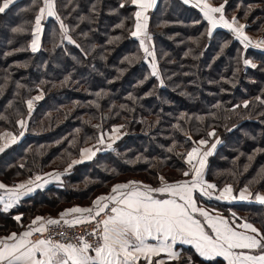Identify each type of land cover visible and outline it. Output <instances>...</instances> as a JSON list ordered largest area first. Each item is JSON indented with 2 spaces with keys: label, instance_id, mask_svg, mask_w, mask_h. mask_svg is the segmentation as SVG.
<instances>
[{
  "label": "trees",
  "instance_id": "trees-1",
  "mask_svg": "<svg viewBox=\"0 0 264 264\" xmlns=\"http://www.w3.org/2000/svg\"><path fill=\"white\" fill-rule=\"evenodd\" d=\"M212 2L264 38V0ZM40 7L43 0H14L0 13V143L5 133L23 130L18 121L27 126L21 141L0 155V182L13 186L64 172L117 125L121 137L72 167L61 184L9 212L0 204V237L24 230L37 216L89 207L118 183L136 179L157 187L161 176L169 183L188 178L187 153L217 138L204 171L216 189L211 198L196 193V201L264 233V204L215 199L227 185L264 195V53L246 50L223 29L209 35L201 11L184 0H158L147 26L158 79L131 35L137 10L131 0H55L59 19L43 21L41 47L33 52ZM40 94L30 111L28 101ZM180 251L164 264H225L189 247Z\"/></svg>",
  "mask_w": 264,
  "mask_h": 264
},
{
  "label": "snow or ice",
  "instance_id": "snow-or-ice-1",
  "mask_svg": "<svg viewBox=\"0 0 264 264\" xmlns=\"http://www.w3.org/2000/svg\"><path fill=\"white\" fill-rule=\"evenodd\" d=\"M13 2L14 0H2L0 13H4ZM131 3L139 7L134 14L136 23L131 35L139 40L147 56L154 57V52L150 51L145 43V38L150 39L147 36L145 13L155 0H131ZM184 3H189V0H184ZM195 6L200 8L212 28L218 25L228 28L245 48L251 44L244 34V25L234 27L238 23L235 17L231 22L225 19L223 4L213 7L207 0H195ZM217 13L220 14L218 19L215 15ZM45 16H56L55 0H43V7L39 8L35 16L31 41L33 52L40 47L42 20ZM56 18L59 19L58 16ZM61 27H64L63 23ZM66 31L65 29V38L74 43L66 35ZM255 46L259 47V45ZM244 63L249 62L245 60ZM152 69L151 75L158 76L155 64L152 65ZM40 98L36 97L37 100ZM28 107L31 111V100L28 101ZM18 123L21 128L25 127L23 120ZM6 135L11 136L10 133ZM20 135L22 136L23 132ZM16 139L17 137L12 136L11 142L15 143ZM199 143L203 145L206 141L201 140ZM4 147H7V144ZM4 147H0V152L4 150ZM212 147L215 148V145ZM84 153H90L88 159L95 155L91 149H83L82 155ZM210 155H212L211 151L201 155L197 147H193L187 153L186 163L190 165L191 180L168 183L161 176L159 187L137 181L118 183L111 188L109 194L97 197L92 202V207L77 206L65 209L59 214L58 219L37 216L26 231L19 234L13 232L6 237H0V264H139L142 258L147 264H153L152 258L160 256L161 253L167 254L171 259L178 258V254L173 251V246L177 242L193 245L199 256L207 260L222 257L227 264H264V233H260L251 223L235 224L197 206L194 192L199 191L202 196L211 198L209 190L216 189L215 184L208 183L204 179L206 158ZM79 162L73 161V163ZM189 174L188 171L183 173L184 176ZM48 175L58 181L62 174L49 173ZM40 180L41 177L37 176L36 181ZM48 182L47 180L43 183L29 181L28 184H19L13 188L0 183V189L5 190V195H0V203L4 205L3 210L7 212L20 201L21 197L32 193L37 188H43ZM246 192L247 195H245ZM156 194L167 198H158ZM252 195L245 188L240 191L238 197L234 196L232 186L227 185L220 190L215 199L247 200ZM255 199L264 204V195L257 193ZM102 214L103 219L97 220L96 218ZM197 214L203 218V221L197 218ZM14 219L19 222L21 217L16 216ZM93 221H96V227L88 234L97 237L95 245L89 243L84 236L76 238L78 243H72L70 240L61 242L51 238L31 239L34 233H40L43 236L48 226L60 225L61 222L69 227H75ZM248 232L255 235L247 234ZM65 240L68 238L65 237ZM149 241H155V243ZM156 264H164V261L158 260Z\"/></svg>",
  "mask_w": 264,
  "mask_h": 264
},
{
  "label": "crops",
  "instance_id": "crops-1",
  "mask_svg": "<svg viewBox=\"0 0 264 264\" xmlns=\"http://www.w3.org/2000/svg\"><path fill=\"white\" fill-rule=\"evenodd\" d=\"M156 2H158V0H156ZM154 3L150 8H152V11L155 9V7H156V5H157V3ZM207 2L211 5V6H213V7H218V6H216L213 2H212V0H207ZM188 4H190V5H193L194 7H196L195 6V0L194 1H189V3ZM154 5H155V7H154ZM134 6H136L137 8H138V6L137 5H134ZM198 10H200V8H198V7H196ZM149 9V8H148ZM148 12V10L146 11V13ZM202 13V12H201ZM203 14V13H202ZM223 14H224V12H223ZM216 15V17H217V19L219 18V13H217V14H215ZM224 17H225V19H227L228 21H232V19L233 18H231V19H229V18H227L226 16H225V14H224ZM48 17L47 16H45V18L42 20V32H43V21L45 20V19H47ZM49 18H56V16H53V17H49ZM236 21L238 22V23H236L235 25H234V27H239V25H244L245 27H244V29H243V31H244V34L249 38V40L251 41V44L247 47V48H245L244 47V45L239 41V40H237L238 42H240V44L241 45H243V47L246 49V50H248V49H253V50H256V51H259V52H263L264 53V43H262V42H264V38H259V37H254V36H252V35H250L249 33H247L246 32V25L244 24V23H241L240 21H238L237 19H236ZM208 22V21H207ZM209 24V23H208ZM209 26H210V29H211V34L212 33H214L216 30H220V29H223V30H226V31H229L230 33H232L233 34V36L236 38V36H235V34L232 32V31H230L228 28H225V27H222V26H217L216 28H212V26L209 24ZM42 32L40 33V47H41V37H42ZM255 45H259V47H256ZM40 47H39V49H40ZM38 49V50H39ZM37 50V51H38ZM249 63H248V66H254V63L253 62H251L250 60H247ZM38 97H41L40 99H36V102L34 101L33 103H32V109H31V111H34V109H35V106H36V104H37V102H40L42 99H43V96L40 94ZM26 125V124H25ZM28 125V124H27ZM26 127L27 126H25L24 128H23V130L21 131V132H23V135H24V133H25V129H26ZM20 132V133H21ZM20 133L19 134H15V133H10L11 134V136H9V135H6L7 133H5L3 136H2V141H1V143H0V147H4V145H6L7 144V147H4V150L2 151V152H0V155L4 152V151H6L8 148H10L11 146H13V145H16L17 143H19L20 141H21V139L23 138V135L21 136L20 135ZM120 134V133H119ZM107 135L108 134H105V135H103L100 139H102V144H104V139H105V136H106V138H107ZM12 136H15V137H17V139H16V141H15V143H12L11 142V138H12ZM120 137H118V138H116L114 141H112L111 143H110V147L109 146H103L102 148H97L96 146H90V147H88V148H85V149H91L92 150V152H94L95 153V155H92V157H91V159H88L87 157L90 155V153H84L83 155H82V153H81V157L78 159V160H76V161H80L79 163H73L72 164V166L70 167V168H68L66 171H64V172H52L53 174H55V173H61L62 175L60 176V180H54V179H52V177L51 176H49L48 174H45V175H42V176H39V177H41V180L40 181H36V177L35 178H32V179H28V180H24V181H22V182H19V183H17V184H15V185H13V186H10V185H6V184H4V185H6V186H8V188H13V187H15V186H17V185H19V184H28V182L29 181H35L36 183H43V181H45V180H47V181H49L47 184H45L44 185V187L43 188H37L35 191H33L32 193H29L28 195H25V196H23V197H21V199H20V201L18 202V203H15L14 205H13V207H11L10 209H8V211L7 212H9V211H11L13 208H15L16 206H18L19 204H20V202L21 201H23V200H25V199H27V198H30V197H33L34 195H36L37 193H39L40 191H43L44 189H46V188H48V187H50V186H53V185H59V184H61L62 183V179H63V177L64 176H66V175H68L69 174V172H70V169L72 168V167H74V166H77V165H79V164H82V163H85V162H89V161H91L92 159H94L95 157H96V155L98 154V153H100L101 151H102V149H106V148H112L113 147V145H114V143H115V141L116 140H118ZM217 141H219V139L217 138V139H215V140H213V141H211V142H206V143H208L209 144V146L211 147V152H212V155L215 153V150L217 149V147H218V144L219 143H217ZM220 142V141H219ZM213 143V144H212ZM213 145H215V148H213L212 146ZM199 146H202L201 144H199L198 145V147ZM197 147V148H198ZM212 155H210V156H212ZM206 165H207V163H206ZM205 168H206V166H205ZM204 171H205V169H204ZM189 177L188 178H185V179H183V180H191L192 179V175H191V170L189 171ZM183 180H180V181H183ZM206 181V180H205ZM0 183H2V182H0ZM169 183V182H168ZM172 183H174V182H172ZM34 186V185H33ZM160 186V185H159ZM159 186H157V187H159ZM242 190V189H241ZM241 190H238V191H235L234 190V188H233V195L234 196H239V193H240V191ZM248 190V189H247ZM210 192H214L215 191V189L214 190H209ZM249 191V190H248ZM250 192V191H249ZM110 193V192H109ZM109 193H107V194H109ZM196 193H199V191H196V192H194V197H195V199H196ZM219 193L220 192H218V194H217V196L219 195ZM107 194H104V195H107ZM0 195H5V190L4 189H0ZM157 195V197L158 198H167L166 196H160V194H156ZM245 195H247V193H245ZM260 195H263V194H260ZM6 199H7V197H6ZM226 201H229V202H236V203H247V202H251V203H258V204H261L259 201H257L256 199H255V195L253 194L251 197H250V199H248V200H240V199H235V200H226ZM1 204V206H2V210H3V207H4V205L2 204V203H0ZM82 207V206H79V205H75V206H72V207ZM111 206V205H110ZM197 206L198 207H202V208H204L205 210H207V211H209L210 212V214H212V215H218V216H222L221 214H219V213H216V212H214V211H211V210H209V209H207V208H205V207H203V206H200L198 203H197ZM71 207V208H72ZM89 207H92V205H90ZM69 209V208H68ZM4 211V210H3ZM5 212V211H4ZM41 217H45V218H59V215H57V216H52V215H46V216H41ZM222 217H224V218H226V219H228L230 222H232L231 221V219H229L228 217H225V216H222ZM197 218H199V219H201L202 221H203V218L202 217H199L198 216V214H197ZM31 224V223H30ZM29 224V225H30ZM28 225V226H29ZM28 226L24 229V230H22V231H20V232H18V234L19 233H22V232H24V231H26L27 229H28ZM33 227H35V225L33 226ZM240 231H245L244 229H239ZM247 234H250V235H255L254 233H251V232H248ZM10 235V234H9ZM34 235H35V233L33 234V236L31 237V239H33V240H35L34 239ZM8 236V235H7ZM3 237H6V236H3ZM150 243H155V241H149ZM183 247H186V248H192V249H194L195 250V247L193 246V245H189V244H182V243H179V242H177V244L176 245H174L173 246V251H175L177 254H178V256H179V254H180V250L183 248ZM196 251V250H195ZM91 254H93L94 255V253H91ZM198 254V253H197ZM199 255V254H198ZM201 257V256H200ZM156 258H158V260H163L164 261V263L165 262H167V261H169V260H173V259H171V258H169L168 256H167V254H165V253H161V255L160 256H158V257H153L152 258V260L153 259H156ZM202 259H204V260H206V261H211V260H207V259H205V258H203V257H201ZM175 259H177V258H175ZM216 259H221V260H223V258L222 257H217ZM215 260V259H214ZM141 261H144V262H146L143 258L139 261V263L141 262ZM224 261V260H223ZM225 262V264H227V262L226 261H224ZM147 263V262H146Z\"/></svg>",
  "mask_w": 264,
  "mask_h": 264
},
{
  "label": "built area",
  "instance_id": "built-area-1",
  "mask_svg": "<svg viewBox=\"0 0 264 264\" xmlns=\"http://www.w3.org/2000/svg\"><path fill=\"white\" fill-rule=\"evenodd\" d=\"M96 219H103V214L100 217H97ZM95 227L96 221H93L92 223L88 224L78 225L75 227H69L61 222L60 225L48 226V230L43 234V236H41L40 233H35L34 239L36 240L39 238H51L53 240L61 242H69L70 240L72 243H78L76 238L84 236L89 243L95 245L97 243V237L88 234L91 233ZM65 237H67L68 240H65Z\"/></svg>",
  "mask_w": 264,
  "mask_h": 264
},
{
  "label": "rangeland",
  "instance_id": "rangeland-1",
  "mask_svg": "<svg viewBox=\"0 0 264 264\" xmlns=\"http://www.w3.org/2000/svg\"><path fill=\"white\" fill-rule=\"evenodd\" d=\"M189 1H194V0H189ZM155 2H156V0H155ZM157 3V2H156ZM154 7H155V5H154ZM139 10V7L137 8V10L136 11H138ZM148 10V12L147 13H145V15H146V17H147V20H146V23H147V26H148V18H149V15L151 14V12H152V8H149V9H147ZM49 18V17H48ZM63 33H64V35H65V28H63ZM147 36L148 37H150V39H147V38H145V43H146V46L149 48V50L150 51H152V52H154V50H153V45H152V39H151V36L148 34V30H147ZM135 38V37H134ZM137 39V38H136ZM138 40V39H137ZM139 41V40H138ZM145 53V52H144ZM145 61H146V63L149 65V67H150V69H151V71L153 70L152 69V65L153 64H155L156 65V69H157V63H156V60H155V56L153 57V56H147L146 54H145ZM157 71H158V69H157ZM157 78L159 77V76H156ZM159 79V78H158ZM35 102H36V100H35ZM32 109V108H31ZM114 129H119V131H114ZM120 129H121V125H117L116 127H114L113 128V131L112 132H110V133H107L108 135H107V138H106V136H105V139L103 140L104 141V144H102V143H100L99 142V144H96L95 146L97 147V148H102L103 146H110V143L112 142V141H114L116 138H118V137H121V135L119 134L121 131H120ZM209 143V142H208ZM208 143H205V144H203L202 146H199L198 148L200 149V153H201V155H203V153L204 152H208V151H211L212 149H211V147L209 146V144ZM213 144V143H212ZM209 157V156H208ZM208 157L206 158V163H207V159H208ZM190 166V165H189ZM129 181H137V182H142V181H140V180H136V179H133V180H129ZM128 181V182H129ZM127 183V182H126ZM143 183V182H142ZM143 184H145V183H143ZM245 188H243L242 190H244ZM249 192V191H248ZM212 193V192H211ZM247 193V192H246ZM252 193V192H251ZM248 194V193H247ZM249 199H250V197H249ZM248 200V199H247Z\"/></svg>",
  "mask_w": 264,
  "mask_h": 264
}]
</instances>
